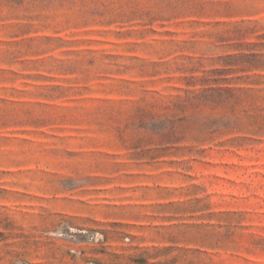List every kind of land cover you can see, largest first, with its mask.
I'll return each mask as SVG.
<instances>
[{
    "label": "rangeland",
    "instance_id": "rangeland-1",
    "mask_svg": "<svg viewBox=\"0 0 264 264\" xmlns=\"http://www.w3.org/2000/svg\"><path fill=\"white\" fill-rule=\"evenodd\" d=\"M0 264H264V0H0Z\"/></svg>",
    "mask_w": 264,
    "mask_h": 264
}]
</instances>
